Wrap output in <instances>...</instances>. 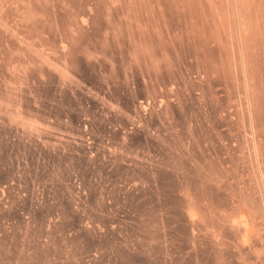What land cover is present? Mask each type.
<instances>
[{
  "label": "rangeland",
  "instance_id": "374dc122",
  "mask_svg": "<svg viewBox=\"0 0 264 264\" xmlns=\"http://www.w3.org/2000/svg\"><path fill=\"white\" fill-rule=\"evenodd\" d=\"M0 264H264V0H0Z\"/></svg>",
  "mask_w": 264,
  "mask_h": 264
}]
</instances>
